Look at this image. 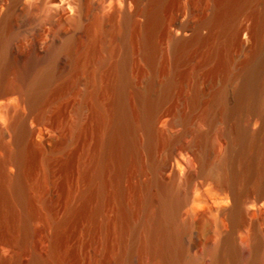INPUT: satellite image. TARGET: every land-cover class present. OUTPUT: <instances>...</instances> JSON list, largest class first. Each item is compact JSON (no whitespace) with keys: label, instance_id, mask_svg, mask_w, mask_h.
Segmentation results:
<instances>
[{"label":"bare ground","instance_id":"obj_1","mask_svg":"<svg viewBox=\"0 0 264 264\" xmlns=\"http://www.w3.org/2000/svg\"><path fill=\"white\" fill-rule=\"evenodd\" d=\"M0 264H264V0L0 5Z\"/></svg>","mask_w":264,"mask_h":264},{"label":"rangeland","instance_id":"obj_2","mask_svg":"<svg viewBox=\"0 0 264 264\" xmlns=\"http://www.w3.org/2000/svg\"><path fill=\"white\" fill-rule=\"evenodd\" d=\"M9 3L10 0H0V5ZM17 14L20 20L19 28L15 30L16 34L11 42L14 59H17L20 54H25L26 56L31 54L35 43L50 42L55 36L56 28L60 27L63 32L68 33L69 27L66 24H61L58 21L49 23L47 21V12L40 5L33 9H19Z\"/></svg>","mask_w":264,"mask_h":264}]
</instances>
